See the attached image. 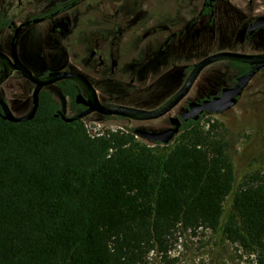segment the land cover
Segmentation results:
<instances>
[{"label":"trees","instance_id":"16d2710c","mask_svg":"<svg viewBox=\"0 0 264 264\" xmlns=\"http://www.w3.org/2000/svg\"><path fill=\"white\" fill-rule=\"evenodd\" d=\"M155 62L140 78L166 59ZM57 87L76 111V85ZM60 109L43 89L31 120L0 118V264H146L151 252L166 256L178 229L220 234L264 264V174L234 188L226 142L200 121L161 153L132 131L65 123Z\"/></svg>","mask_w":264,"mask_h":264},{"label":"rangeland","instance_id":"374dc122","mask_svg":"<svg viewBox=\"0 0 264 264\" xmlns=\"http://www.w3.org/2000/svg\"><path fill=\"white\" fill-rule=\"evenodd\" d=\"M25 2V0H22ZM32 1V0H31ZM35 1V0H34ZM36 10L43 9L62 0H36ZM108 0H88L91 5L100 4V9L105 10ZM118 7L124 3L116 0ZM205 0H183L179 4L190 5L195 12L199 10ZM88 3H85L86 5ZM32 4V3H31ZM142 5V13L147 14L154 6L161 5L160 0H137ZM168 4H172L169 3ZM78 6L68 14L57 16L46 23L30 29L28 42L19 43L21 60L28 65L35 75L42 70L77 71L86 76L97 90L99 100L113 99L122 103L142 109H154L174 93L182 84L183 78L179 71L190 68L201 58L218 51H234L247 54L264 53V30H259L248 44L244 41L246 26L258 16H264V0H215L212 19L214 28L205 36L206 29L196 24L194 41L180 43L179 53L175 57L166 59V62L145 78L130 73L133 64L129 65L125 74L115 77L110 75V61L108 54L113 55L109 39L111 30L107 27L99 29H85L79 22ZM25 5L17 9L16 0H0V16L7 21H18L23 12H27ZM42 11V10H41ZM71 21L69 29L66 25L59 26L65 20ZM188 17L185 19L187 20ZM58 31L55 32V27ZM120 29L116 28L114 32ZM100 31V32H99ZM99 32V33H98ZM104 36L102 42L93 40L95 34ZM243 33V34H242ZM10 32H0V51L8 52ZM92 37V38H91ZM98 51L99 56L88 59L89 53ZM104 59V64L99 67V59ZM234 72L220 63L206 68L192 86L184 101L191 100L201 93H213L220 87L231 83ZM162 86L163 99L156 97L158 88ZM60 103L63 115L69 117L65 100L60 97L55 86L47 88ZM32 86L17 73L7 80L0 89V93L7 100V106L13 116L26 114L31 106ZM178 104L163 118L149 122H135L121 119H102L96 114L83 118L87 131L91 134L104 131L128 130L135 128L152 129L166 126L165 118L173 116L181 109ZM204 130L221 137L227 144L228 154L234 175V188H237L244 178L250 174H264V68L261 69L243 90L238 102L229 110L221 114H207L200 122ZM179 133L173 141L165 146H156L146 143L136 137L135 140L157 148V152H168ZM230 198L224 204V211L229 209ZM146 264H254L253 258L244 254L237 245L224 241L220 234L209 230L199 229L195 232L178 229L173 237L172 246L166 256L155 252L148 254Z\"/></svg>","mask_w":264,"mask_h":264},{"label":"flooded vegetation","instance_id":"af4514ba","mask_svg":"<svg viewBox=\"0 0 264 264\" xmlns=\"http://www.w3.org/2000/svg\"><path fill=\"white\" fill-rule=\"evenodd\" d=\"M16 1H17V9L18 10L24 8L25 5H27L28 11L23 12L19 16V20L17 22L13 21V20L7 21L3 18V15L0 16V32H2V31L3 32H5V31L10 32L9 40H8V52H3V51H0V52L9 56L11 38L13 37L15 30L17 28H19L18 33H17V35L13 41L16 57H17L18 61L21 64H23L25 67H27L35 77H39V78L45 77L51 71L42 70L39 74L35 75L33 73V71L28 67V65H26V63H24L21 60L20 53H19V43H20V41H22L23 44H26L28 42L29 39H28V36H26V35L28 34V32L30 31L31 28H33L35 26L42 25V24L46 23L47 21H49L50 19H53L57 16L68 14L69 11L71 9H73L75 6H78V8H79V10H78L79 22L84 25L85 29H92V28L99 29L102 27H107L111 30V32H110L111 35H109V39L115 40L113 42L111 40V42H110L111 50L113 49V51H114L113 55L117 56L119 58V61L117 62V59L114 60V58L112 57V54H108L109 61H110V75L115 76V77L121 75V73L125 74L127 72V68L129 65L133 64V66H134L133 72H131L132 69L129 72L138 75L139 74V67L141 65L149 64V63L154 65L156 63L155 61L162 60V59H170V58L175 57V55L177 53H179L178 45L180 43H186V42H191V41L193 42L194 41V31H195V27H196L195 25L199 24V22L201 20H203V21L200 23V25H202V27L206 29L205 30L206 31L205 36L207 34V30L209 33L210 29L214 28V21L212 19V15H213V5H214L215 0H205L203 5L200 6L199 10L196 12L194 9L190 8V5H183V4L180 5L179 3L183 0H160L162 4L154 6L147 14L142 13V5L137 4V0H121L124 3V5L122 4L120 7H118V5L116 4L117 3L116 0H108L107 1L108 4L106 5L105 10L100 9V4L99 5L98 4H96V5L89 4L87 2L88 0H62L59 3H54V4L49 5L47 7H46V4H43L44 8L41 9L42 11L40 9L35 11L36 10L35 6L37 4L36 0L35 1L34 0H32V1L31 0H25V2L22 0H16ZM168 2L172 3V4H168ZM85 3H88V4L86 5ZM52 9H53V11H52ZM205 9H207V14L203 15V11ZM187 17H188V19L185 20ZM252 21L253 20H251V22ZM251 22H249L247 24L245 32H244V41L243 42L245 44H248L250 42L251 38L255 35V33H257L259 31V30L255 31L250 36H248L246 34L247 27L250 25ZM61 23L62 24H60L59 26L62 27L63 25H66V27L68 29L71 25V21L67 20V18H65V20L62 21ZM119 27L121 29H124V31L118 29L117 32L115 33L114 29L119 28ZM55 28L56 29L54 31L57 32L58 26H56ZM260 30H264V29H260ZM103 38H104V36H102V35L100 36L99 34L96 33L92 39L93 40H99L100 42H102ZM247 38H249L248 42H246ZM224 51H228V50H224ZM218 52H221V51H218ZM230 52H234V51H230ZM215 53H217V52H215ZM212 54H214V53H212ZM245 54H247V53H245ZM98 56H99V52L92 50L88 55V59H92L95 57L97 58ZM207 56H209V55H207ZM98 59H99V63H98L99 67H102L104 64V59L101 57ZM141 60L143 62L139 63ZM220 63L226 64L227 68H229L231 71L234 72V77H233L231 83L227 86L220 87L219 89H217L213 93H201V95H198L194 99H191V100L189 99V100L184 101L186 96L189 94L192 86L194 85V83L196 82L198 77L200 76V74L206 68L211 67L212 65L220 64ZM228 63L229 62H227V61L217 62V63H214V64L207 66L206 68H204L200 72V74L197 76V78L193 82L188 93L183 97V99H181L179 101L178 104H182L180 111L173 116H167L165 118V121H166L165 127H163V128H152V129H147V130L144 129V127H143L141 129L148 131V132H150V131H163V130H166V129L171 127V125L169 123L170 118H177L179 120V124H180V127H179V132H180V129H181L183 124H186L188 122L200 121L204 116H206L209 113H205V112L202 113L199 116L197 121H192L190 119L183 121V120H181L180 115L186 111L187 106L190 102H195L197 104H200L202 101L210 100L213 97L219 96L220 91L223 88L232 87L236 83V80L238 77L244 75L245 73H247L251 69V66L246 65L247 70L242 74H238L236 69L230 67ZM195 64H193V65H195ZM192 66L190 68H188L187 70L185 68V69H182L181 71H179V76H181L183 78L182 83L184 82L185 78L189 74ZM260 70L256 71L253 74L252 78ZM75 72H77V71H75ZM13 73H17L18 75H20L22 77V75L19 72L15 71V72L9 73L8 76L6 77V79L1 81L4 78V76L7 74V71L0 64V81H1L0 89H1V86L7 80H9L12 77ZM78 73H80V72H78ZM24 80L27 81L26 79H24ZM87 80L90 82V80L88 78H87ZM64 81H67V80H64ZM28 83L32 86V89H33V85L30 82H28ZM58 83H60V82H58ZM58 83L51 85V86H55L58 89L60 97L65 100L66 108L70 114L69 118H72L85 109L80 103H75L76 97L78 95H80L83 97V99H86V95L83 92V90L74 83L76 85V90H77V93L74 96V104H76V106H78L77 110L74 111L69 105L70 101L61 94L60 89L57 87ZM91 85H92V83H91ZM48 87H46L44 89L47 90ZM158 90L159 91H158L156 97H158L159 100H162L163 99L162 92L164 90V87L160 86L158 88ZM95 91L97 94L96 89H95ZM242 92H241V94H242ZM31 93H32V91H31ZM38 97H39V95H38ZM97 98H98L99 103H101L105 106H127V105H120L122 103L114 102L113 99H111V98L103 100V101L99 100L98 95H97ZM238 99H237L236 103L238 102ZM165 101H162L160 103V105L163 104ZM0 103L5 104V106L9 110V108L7 106V104H8L7 100L4 96L1 95V93H0ZM58 104L60 105L59 102H58ZM31 106H32V102H31ZM31 106H30V109H31ZM128 107H132V106H128ZM134 108H137V107H134ZM174 108H172V110ZM30 109H29V111H30ZM139 109H142V108H139ZM145 110H151V109H145ZM0 111H1V108H0ZM29 111L22 116L27 115L29 113ZM60 111H61V109H60ZM9 112H10V110H9ZM92 114H96V113H92ZM96 115L102 119L106 118V117L98 115V114H96ZM22 116H18V117H22ZM163 117H160L158 119H161ZM111 118L127 120V119H122V118H118V117H108V119H111ZM108 119H105V120H108ZM158 119H155V120H158ZM155 120H149V121H155ZM128 121H132V120H128ZM149 121H143V122H149ZM135 122H137V121H135ZM135 129H139V128H135ZM135 129H133V130H135ZM133 130H132V132H133ZM152 145H156V144H152Z\"/></svg>","mask_w":264,"mask_h":264},{"label":"water","instance_id":"95a60500","mask_svg":"<svg viewBox=\"0 0 264 264\" xmlns=\"http://www.w3.org/2000/svg\"><path fill=\"white\" fill-rule=\"evenodd\" d=\"M264 29V16H259L253 19L247 27L246 34L250 36L257 30ZM19 28L14 32L10 42L9 56L0 52V64L7 71V74L1 80L6 79L9 73L19 72L24 79L33 85L31 93L32 106L29 113L22 117L13 116L5 104L0 103V118L11 122L19 123L29 121L33 118L38 105L39 92L51 85L58 82L67 80L79 86L86 95V99L78 95L75 103H80L85 109L72 118L66 117L61 111L57 115L63 122L71 123L73 121L82 120L84 117L96 113L104 117H118L122 119L143 122L155 120L163 117L174 108L181 99L188 93L193 82L200 74V72L207 66L217 62H234L251 66V69L244 75L237 78L236 83L229 88H223L219 96L213 97L210 100L202 101L200 104L190 102L186 111L180 115L181 120L186 121L190 119L197 121L202 113L221 114L232 108L237 99L240 97L241 92L251 80L253 74L264 67V53L261 54H245L230 51H221L200 59L195 65L192 66L189 74L185 78L182 85L160 106L155 109L145 110L128 106H105L99 103L97 94L91 83L85 76L75 71H56L50 72L45 77H35L31 71L21 64L15 54L13 41L18 33ZM0 81V83H1ZM170 128L163 131H145L141 128L133 130L132 134L136 137L143 139L149 144H159L161 146L168 145L179 132V120L177 118H170Z\"/></svg>","mask_w":264,"mask_h":264}]
</instances>
